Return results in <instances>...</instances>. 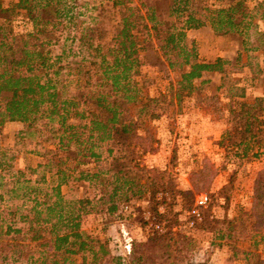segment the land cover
<instances>
[{
    "label": "trees",
    "instance_id": "16d2710c",
    "mask_svg": "<svg viewBox=\"0 0 264 264\" xmlns=\"http://www.w3.org/2000/svg\"><path fill=\"white\" fill-rule=\"evenodd\" d=\"M77 2L0 0V133L7 122L28 124L15 147L0 145V264H76L72 256L78 264H102L111 255L108 243L84 230L99 213L114 214L120 203L146 193L155 198L165 188L192 206L194 193L210 189L219 166L204 157L192 170L191 187L177 188L167 170L146 164L156 141L142 118L159 115L153 104H181L206 73L222 75L218 88L228 100L226 157L261 159L264 153V97L249 103L248 85L231 77L246 67L263 74L258 55L247 62L241 53L235 60L203 61L187 35L207 25L241 35L245 51L262 52L264 63V32L252 31L264 20V0H112L119 18L111 26ZM18 16L28 29L15 27ZM147 64L178 77L169 93L148 97L134 116L131 106L142 91L136 77ZM31 135L41 161L14 169ZM84 181L98 198L80 195ZM247 217L253 232L264 231V165ZM244 257L248 264L264 262L254 251Z\"/></svg>",
    "mask_w": 264,
    "mask_h": 264
},
{
    "label": "rangeland",
    "instance_id": "374dc122",
    "mask_svg": "<svg viewBox=\"0 0 264 264\" xmlns=\"http://www.w3.org/2000/svg\"><path fill=\"white\" fill-rule=\"evenodd\" d=\"M77 3L86 14L100 13L108 26L119 18L112 0H78ZM256 23L252 31L264 32V20H256ZM14 25L19 30L30 27V23L19 16ZM188 34L195 40L203 61H213L220 56L235 60L241 53L244 62L258 55V62L264 68L262 52L245 51L241 35L219 34L210 25L188 29ZM177 77L178 73L160 65H144L136 77L142 91L139 101L131 106L133 115H137V107L146 103L148 97H156L161 91L169 93L170 84L175 83ZM221 77L220 73H206L197 80L199 89L181 104L167 109L166 101L153 104V110L159 115L142 118L156 141V151L147 156L146 164L167 170L175 178L177 188L191 187L192 170L204 157L219 166L220 171L210 189L194 193L193 205L202 193L211 197L208 206L202 209L203 221L190 226L188 210L193 205H185L182 196H175L168 188L159 190L155 198L146 193L120 203L117 212L99 213L84 227L87 233L109 245L111 255L102 264H248L244 257L246 250L258 253L264 261V231L253 232L252 222L247 217L254 178L264 165V153L261 159L226 157L221 140L222 133L229 127V113L225 90L218 88ZM231 77L248 85L249 100L264 93V73L257 75L246 67ZM27 126L25 122H7L0 133V145L15 147L17 141L26 137ZM29 140L31 144L17 152L14 169L27 170L41 161L34 152L37 135L29 136ZM5 179L9 180L10 175L6 174ZM225 185L231 186L223 188ZM63 190L67 192L68 187L64 186ZM79 191L82 196H99V191L89 182H81ZM72 257L79 262V257Z\"/></svg>",
    "mask_w": 264,
    "mask_h": 264
},
{
    "label": "built area",
    "instance_id": "2783aa9c",
    "mask_svg": "<svg viewBox=\"0 0 264 264\" xmlns=\"http://www.w3.org/2000/svg\"><path fill=\"white\" fill-rule=\"evenodd\" d=\"M210 201L211 197L207 193H202L196 197L194 205L188 210L190 226H195L196 223L203 221L204 216L202 209L206 208Z\"/></svg>",
    "mask_w": 264,
    "mask_h": 264
},
{
    "label": "crops",
    "instance_id": "0c3cea01",
    "mask_svg": "<svg viewBox=\"0 0 264 264\" xmlns=\"http://www.w3.org/2000/svg\"><path fill=\"white\" fill-rule=\"evenodd\" d=\"M260 22V21H259ZM188 36H190L189 34H188ZM249 89V88H248ZM248 89H247V93H246V101H248L249 103H254L255 101H256V98H258V97H264V93L263 94H258V95H256V97H254V100H249V99H247L248 98V95H249V93H248ZM12 123H14V122H12Z\"/></svg>",
    "mask_w": 264,
    "mask_h": 264
}]
</instances>
